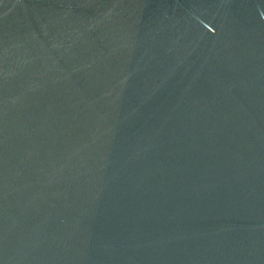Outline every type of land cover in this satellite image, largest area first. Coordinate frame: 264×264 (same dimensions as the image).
<instances>
[{"label":"water","instance_id":"1","mask_svg":"<svg viewBox=\"0 0 264 264\" xmlns=\"http://www.w3.org/2000/svg\"><path fill=\"white\" fill-rule=\"evenodd\" d=\"M0 264H264V0H0Z\"/></svg>","mask_w":264,"mask_h":264}]
</instances>
